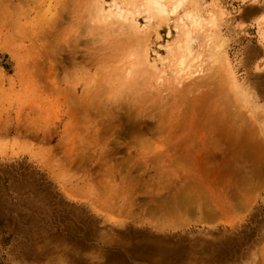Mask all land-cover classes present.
<instances>
[{
	"label": "rangeland",
	"instance_id": "obj_1",
	"mask_svg": "<svg viewBox=\"0 0 264 264\" xmlns=\"http://www.w3.org/2000/svg\"><path fill=\"white\" fill-rule=\"evenodd\" d=\"M178 1L0 0V264H264V0Z\"/></svg>",
	"mask_w": 264,
	"mask_h": 264
},
{
	"label": "bare ground",
	"instance_id": "obj_2",
	"mask_svg": "<svg viewBox=\"0 0 264 264\" xmlns=\"http://www.w3.org/2000/svg\"><path fill=\"white\" fill-rule=\"evenodd\" d=\"M148 2L151 5V11L153 12L154 15L159 16V17H163L166 16L167 14L170 13H174L178 10V8L181 6L182 1H178L176 2L177 4L175 6H173L171 8V10L168 12L167 8L162 5L161 3L162 0H148ZM188 19L191 20V23L193 25H197L198 23V16L195 14V12H191L187 15ZM186 37H190V33L188 32L186 34ZM193 39L190 37L188 40L184 41L183 45H178V54L174 57L175 61L173 62V68H174V76L172 77V80H175L177 78V76L179 75V73H181L183 71V66L186 64H190V62H192V48H191V43H192ZM221 46L220 45H213L212 46V50L209 51L210 53V59L211 62L214 60H218L217 62V66H221L222 64V58H221ZM194 57V56H193ZM213 69V67H212ZM210 68V70H212ZM215 69V68H214ZM217 69H215V71H217ZM213 71V70H212ZM218 72V71H217ZM216 73V72H215Z\"/></svg>",
	"mask_w": 264,
	"mask_h": 264
}]
</instances>
